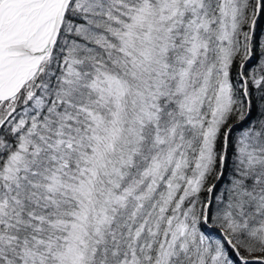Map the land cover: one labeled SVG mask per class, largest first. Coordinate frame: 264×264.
I'll list each match as a JSON object with an SVG mask.
<instances>
[{
  "label": "snow or ice",
  "instance_id": "1",
  "mask_svg": "<svg viewBox=\"0 0 264 264\" xmlns=\"http://www.w3.org/2000/svg\"><path fill=\"white\" fill-rule=\"evenodd\" d=\"M262 22L0 0V264H264Z\"/></svg>",
  "mask_w": 264,
  "mask_h": 264
},
{
  "label": "trees",
  "instance_id": "2",
  "mask_svg": "<svg viewBox=\"0 0 264 264\" xmlns=\"http://www.w3.org/2000/svg\"><path fill=\"white\" fill-rule=\"evenodd\" d=\"M262 28H264V22H262V25H261ZM254 116H255V113H254Z\"/></svg>",
  "mask_w": 264,
  "mask_h": 264
}]
</instances>
